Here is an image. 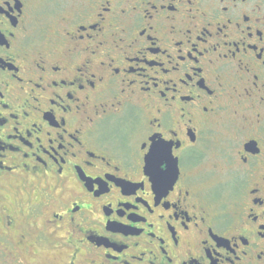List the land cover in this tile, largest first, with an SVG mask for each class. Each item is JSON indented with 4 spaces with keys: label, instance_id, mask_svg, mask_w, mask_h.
Segmentation results:
<instances>
[{
    "label": "flooded vegetation",
    "instance_id": "af4514ba",
    "mask_svg": "<svg viewBox=\"0 0 264 264\" xmlns=\"http://www.w3.org/2000/svg\"><path fill=\"white\" fill-rule=\"evenodd\" d=\"M0 3L4 263L264 264V0Z\"/></svg>",
    "mask_w": 264,
    "mask_h": 264
},
{
    "label": "snow or ice",
    "instance_id": "6c2138e0",
    "mask_svg": "<svg viewBox=\"0 0 264 264\" xmlns=\"http://www.w3.org/2000/svg\"><path fill=\"white\" fill-rule=\"evenodd\" d=\"M2 7L3 5L2 3H0V9H2ZM154 135H157V134H154ZM143 147H147V144H145ZM167 148H168V145L162 142V137H161V143L159 144L153 141L152 156L156 157L157 159L162 160L165 156V152ZM0 226H2V222H0ZM262 230H264V228H262Z\"/></svg>",
    "mask_w": 264,
    "mask_h": 264
},
{
    "label": "rangeland",
    "instance_id": "374dc122",
    "mask_svg": "<svg viewBox=\"0 0 264 264\" xmlns=\"http://www.w3.org/2000/svg\"><path fill=\"white\" fill-rule=\"evenodd\" d=\"M0 262H3V257L1 256V254H0ZM3 264H6V262L5 263L3 262Z\"/></svg>",
    "mask_w": 264,
    "mask_h": 264
}]
</instances>
